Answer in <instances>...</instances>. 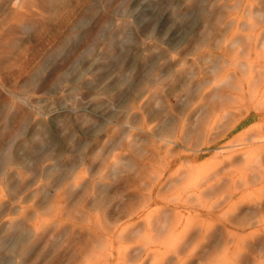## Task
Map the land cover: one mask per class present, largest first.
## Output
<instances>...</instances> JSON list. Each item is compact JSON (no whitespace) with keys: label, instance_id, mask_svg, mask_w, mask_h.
Listing matches in <instances>:
<instances>
[{"label":"rangeland","instance_id":"374dc122","mask_svg":"<svg viewBox=\"0 0 264 264\" xmlns=\"http://www.w3.org/2000/svg\"><path fill=\"white\" fill-rule=\"evenodd\" d=\"M251 58L264 0H0V264H264Z\"/></svg>","mask_w":264,"mask_h":264},{"label":"bare ground","instance_id":"6f19581e","mask_svg":"<svg viewBox=\"0 0 264 264\" xmlns=\"http://www.w3.org/2000/svg\"><path fill=\"white\" fill-rule=\"evenodd\" d=\"M236 59V58H235ZM249 60H251L250 61V63H248V67H249V73L250 74H248L247 76H243L239 71H236L235 73H236V81L234 82L235 83V85L237 86V88H239V90H241V93H238V96L239 97H241L242 95H247L249 92H251V94L249 95V96H253V98H257V93H258V91H259V87L260 86H258L257 84H258V80L261 78V77H259L258 79H256V75H254L253 73H252V70H254V67H259V72H261V73H263L264 72V63H261V62H259V63H261V64H257L256 66L255 65H253L252 63V61H254V59L253 58H251V59H249ZM248 60V61H249ZM257 71V70H256ZM238 78V79H237ZM255 88H257V89H255ZM253 91H254V93H253ZM260 91H261V89H260ZM256 93V94H255ZM240 94V95H239ZM242 94V95H241ZM264 95V93L262 92L261 93V96H263ZM259 96V95H258ZM256 100V99H255ZM259 100V99H258ZM223 105V103L222 102H220V103H218L217 104V107L216 108H218L219 106H222ZM216 112V111H215ZM222 116H224L223 115V113L220 111V112H217L216 113V117H215V122H217ZM236 125V124H235ZM234 125V126H235ZM234 126H232L231 128H230V130L231 129H233L234 128ZM229 130V131H230ZM227 134H228V132H227ZM225 136H226V134H225ZM229 143H233V140L232 141H230ZM195 168V167H194ZM194 170V169H193ZM193 173V172H192ZM174 174H175V171H174ZM193 175H195V173L193 174ZM196 175H198V173H196ZM189 177H191V174L189 175ZM198 177H200V176H198ZM201 178V177H200ZM200 180V179H199ZM205 180V179H204ZM246 182V181H245ZM155 186V184H153V187ZM188 186H190L189 184H188Z\"/></svg>","mask_w":264,"mask_h":264}]
</instances>
